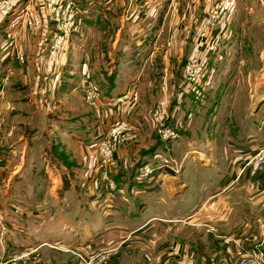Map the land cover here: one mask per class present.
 I'll use <instances>...</instances> for the list:
<instances>
[{"label":"crops","instance_id":"0c3cea01","mask_svg":"<svg viewBox=\"0 0 264 264\" xmlns=\"http://www.w3.org/2000/svg\"><path fill=\"white\" fill-rule=\"evenodd\" d=\"M58 1L22 0L12 14L0 15V234L8 237L9 247L15 251L34 250L37 236L42 235L37 242H43L47 235H74L75 248L92 250L109 234L131 236L129 244L140 247L147 236L157 235L152 255L143 254V264H149L147 256L152 264H225L239 250L264 255V182H225L224 172L210 161L205 162L203 170L216 171L218 182L130 180L126 171L144 146L140 133L148 130L150 118L146 113L121 116L123 108H129L123 101L143 84L169 23L174 21L185 41L193 42L214 4L227 5L230 10L223 24L224 34L216 40L218 49L202 51L210 64L220 59L223 61L216 66L224 67L233 61L232 71L238 73L247 57L260 54L263 59L264 52L257 53L255 40L245 36L244 29L249 20H257L264 11V0H195L191 6L186 5L189 0H141L131 6L127 0H76L79 20L68 38V49L51 59L49 47L58 32L52 15ZM26 8L41 16L45 25L41 33L27 32L21 21V12ZM254 25L264 27V22ZM103 45L105 55L99 54ZM22 49L24 61L18 59ZM174 54L179 57L178 52ZM103 56L109 57L110 63L87 71ZM39 57L44 60L40 67ZM86 72L103 92L102 111L83 104L80 97ZM258 75L260 83L251 87L252 101L242 115L220 112L213 119L219 137L222 132L230 136L224 149L244 158L264 147V69ZM39 78L48 83H38ZM52 86L62 96L59 107L41 112L29 97V88L42 91ZM236 95L232 93L230 99L236 102ZM186 98L189 105L196 103L194 96ZM82 104L87 109L82 110ZM112 114L129 120L139 132L137 139L119 150L116 166L109 170L119 192H110L107 186L99 192L92 190L90 182L83 195L81 178L93 170L92 150L103 134L100 128L114 120L109 119V115L115 118ZM50 134L61 143L44 144ZM188 152L201 155L196 148ZM67 156L70 163L77 161L78 165L66 164ZM242 164L238 161L233 167L236 170ZM44 184L48 188L52 185L45 197L51 216L47 223L35 227V211H23L22 204L32 208ZM67 209L76 211V219L66 215ZM201 224L216 225L217 234L230 238L233 244L205 232ZM57 241L67 244L64 238Z\"/></svg>","mask_w":264,"mask_h":264},{"label":"rangeland","instance_id":"374dc122","mask_svg":"<svg viewBox=\"0 0 264 264\" xmlns=\"http://www.w3.org/2000/svg\"><path fill=\"white\" fill-rule=\"evenodd\" d=\"M192 1L193 3L189 0L186 5H195V0ZM2 2L3 0H0V6ZM229 10L227 5L214 4L204 20V25L200 27V31L195 32L193 42L190 43L188 40L185 41L183 34L181 35L180 32L181 28L174 21L169 23L161 41L160 50L150 64L144 76L143 84L130 91L129 99L123 101V103L128 104L129 108L128 110L123 108L121 116L124 114L127 118L128 116L131 117V114L146 113L150 118L148 130L145 129L140 133V136L143 137L141 142L144 146L141 147L138 153L137 161L126 171L130 173V180H134L135 182H151L155 179L156 182H163L161 179L166 178V182H218L216 171L207 173L208 171L203 170L205 162L210 161L216 168L218 167L220 171L224 172L226 176L225 182H242L244 179L264 182V147L257 153L251 156L248 155L245 158L243 155L240 157L241 155L230 154L224 149L225 146L228 147L229 145L227 138L230 136L225 137L224 132H222L219 137V130L213 120L220 112L224 115H242L252 101L251 95L254 92L251 87L260 83L261 76L258 75V72L264 69V58H259L260 54L244 59L240 64L241 69L239 71L236 69L238 73L232 71L235 66L233 61L226 62V67L224 66V68L222 65L216 66V63L223 60H211V65L210 60L207 59L208 57L205 58L203 56L202 51L204 50L210 51L213 50V47L218 49L219 44L216 40L224 34L223 24L229 17ZM215 12L219 14V18L217 14L215 15ZM213 15L218 19L211 21ZM253 18L255 19V17ZM40 19L41 23L38 26H29L24 23L23 19L21 21L26 25L27 32L35 30L37 33H41L45 25L41 16ZM254 19L249 20L251 23L245 27L244 34L255 40L254 46L257 53H263L264 27L254 24L255 22L259 24L264 22V11H260L257 20ZM52 40L48 52L49 57L55 59L59 52L68 49L69 43L67 40L66 44L64 43L61 48L53 52ZM191 47L192 54H189ZM99 52V54L105 55V45H103ZM174 52H178L179 57ZM18 59L20 61L25 60L23 49L21 52L19 51ZM93 63V67L88 66L87 71H89V68L92 70L102 65L105 66L110 63V58L103 56L100 60H95ZM43 64L44 60L39 57L37 65L40 67ZM187 74L195 75L197 80L195 82H188ZM87 75V72L83 75V83H85ZM39 79L38 83H48V80L45 82L43 79L42 81L41 78ZM51 83L55 82L52 81ZM239 85L241 87L237 90ZM82 87L80 88V97L83 104L96 106L102 111L103 92L101 91V100L90 99L87 90H84ZM28 93L29 97L36 101L37 108L41 109V112L42 109L49 112L57 110L59 107L58 102L62 97L53 86L47 87L46 90L42 91L39 89L34 90L32 87V90L29 88ZM232 93L237 94L236 102L233 98L230 99ZM189 95L194 96L196 103L189 105L187 102L188 98H186ZM179 96L180 98L182 97L180 102H178ZM83 104L82 110L86 108ZM33 110H35V106H33ZM115 115V118L109 115V119L114 120H111L109 124H103L100 128V131L103 133L101 136L103 139L110 135L113 130L119 128L123 122L131 124L135 130L128 138V141L118 148L111 162L105 166L99 161L100 156L96 152V147L92 150L94 167L91 172H88V176L81 178L83 182L81 192L83 195L87 193L86 187H88V183L90 182L94 188L92 190L99 192L107 186L111 192L108 184L116 181L111 179L109 170L116 166L117 153L127 143L132 142L139 136L137 135L139 132L136 131V127L129 120H122L120 116ZM11 117L13 118V115ZM161 124L164 126L161 127ZM164 128L171 129L176 133L174 140L166 142L161 139L159 130ZM49 141L54 144L55 142L61 143L58 137L52 136V134L45 137L43 143L46 144ZM188 145L192 147H188ZM192 148L200 151L201 155L192 154V150V152H188ZM54 153L57 158L60 157L57 151H54ZM157 158L160 159L159 166L161 168L155 169L152 175L144 177L142 172L145 165L154 163ZM70 160L68 156L64 157L65 163L69 164V166L73 165L75 167L78 165L77 161L70 163ZM238 161L243 164L235 170L233 165ZM82 164H84V160ZM82 166L84 167V165ZM50 188L47 187V184H44L39 189V194L37 195L38 201L32 204V208H27L25 204H22L23 211L32 209L35 211L33 222L35 227L47 223L49 221L48 218L51 216L49 214L51 212L50 206L45 199L47 191ZM114 192H119V189H115ZM55 205H57L56 202ZM76 214V211H73V209H67L66 211V215H70L72 219H76ZM201 225L205 232L214 234L216 238L228 243L233 242L230 238L217 234L216 225ZM51 232L55 234V232ZM41 237L42 235L35 238L34 250L15 251L9 247L8 237L0 234V264H143V254L149 253L152 255L153 240L157 235L147 236V240L139 242V247L129 244L133 240L131 236L109 234V236L99 239L97 248H93L92 250L75 248L72 243V240L76 237L74 235H47L46 240L37 242ZM58 238H64L67 244H59ZM143 247H147V249L144 251ZM238 253L239 251L236 254L232 253L230 258L225 261V264H242L241 262L244 260V257H241ZM146 259L149 264H152L150 256H147Z\"/></svg>","mask_w":264,"mask_h":264},{"label":"built area","instance_id":"2783aa9c","mask_svg":"<svg viewBox=\"0 0 264 264\" xmlns=\"http://www.w3.org/2000/svg\"><path fill=\"white\" fill-rule=\"evenodd\" d=\"M141 0H127L129 5L136 4ZM22 2V0H3L0 6V15L1 14H12L17 6ZM217 17L219 14L215 12ZM216 16H212V20L214 21L218 19ZM21 19H23L24 23L29 26H38L41 23L40 16L32 9L26 8L21 12ZM52 20L58 26V32L53 36L52 40V49L53 52L61 48V46L66 44L69 36L76 28L79 15H78V6L76 0H59L53 15ZM188 82H195L197 77L195 75H188ZM84 90H87L88 97L90 99H97L101 100V91L94 85L90 78H86L85 83H83ZM164 125L161 124V127ZM134 127L129 123H122L119 128L113 130L110 135L106 136L104 139L100 137L98 142L96 143V152L100 156L99 161L100 163L105 166L109 164L117 152L118 148L121 147L124 143L128 141V138L134 131ZM160 137L163 141H170L174 140L176 137V133L168 128L160 129L159 130ZM113 138V139H112ZM157 158L154 163L145 165V168L142 172L144 177H148L153 174L155 169H158L160 164V159ZM111 182V181H110ZM109 182V183H110ZM108 187L111 191H115L117 189L116 185L112 182L108 184ZM241 257H244V260L241 262L242 264H264V255L262 253H244L242 250H239L238 253Z\"/></svg>","mask_w":264,"mask_h":264},{"label":"trees","instance_id":"16d2710c","mask_svg":"<svg viewBox=\"0 0 264 264\" xmlns=\"http://www.w3.org/2000/svg\"><path fill=\"white\" fill-rule=\"evenodd\" d=\"M113 76L110 78L112 80Z\"/></svg>","mask_w":264,"mask_h":264}]
</instances>
